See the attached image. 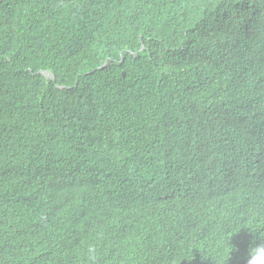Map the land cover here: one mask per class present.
<instances>
[{
    "label": "trees",
    "instance_id": "obj_1",
    "mask_svg": "<svg viewBox=\"0 0 264 264\" xmlns=\"http://www.w3.org/2000/svg\"><path fill=\"white\" fill-rule=\"evenodd\" d=\"M247 228L264 0H0V264H246Z\"/></svg>",
    "mask_w": 264,
    "mask_h": 264
},
{
    "label": "clouds",
    "instance_id": "obj_2",
    "mask_svg": "<svg viewBox=\"0 0 264 264\" xmlns=\"http://www.w3.org/2000/svg\"><path fill=\"white\" fill-rule=\"evenodd\" d=\"M251 233H258V236L254 237L253 241L247 251L246 264H264V231L251 230L247 228ZM258 241V242H257ZM234 249L229 245V240L226 241L223 253L219 258L218 264H225V261L229 257L230 251ZM94 252V249L89 248V253Z\"/></svg>",
    "mask_w": 264,
    "mask_h": 264
},
{
    "label": "water",
    "instance_id": "obj_3",
    "mask_svg": "<svg viewBox=\"0 0 264 264\" xmlns=\"http://www.w3.org/2000/svg\"><path fill=\"white\" fill-rule=\"evenodd\" d=\"M45 74H47V73H45ZM49 74H47V76H48Z\"/></svg>",
    "mask_w": 264,
    "mask_h": 264
}]
</instances>
